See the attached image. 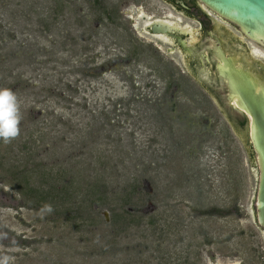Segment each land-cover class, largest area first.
I'll return each instance as SVG.
<instances>
[{
	"label": "rangeland",
	"instance_id": "obj_1",
	"mask_svg": "<svg viewBox=\"0 0 264 264\" xmlns=\"http://www.w3.org/2000/svg\"><path fill=\"white\" fill-rule=\"evenodd\" d=\"M119 1L0 0V87L21 114L0 140V256L264 264L256 157L193 78L165 89L169 66L135 51Z\"/></svg>",
	"mask_w": 264,
	"mask_h": 264
},
{
	"label": "flooded vegetation",
	"instance_id": "obj_2",
	"mask_svg": "<svg viewBox=\"0 0 264 264\" xmlns=\"http://www.w3.org/2000/svg\"><path fill=\"white\" fill-rule=\"evenodd\" d=\"M119 6V26L122 30L130 27L135 51L147 48L160 66H169L170 80L165 89L178 88L175 74L190 76L240 135L249 117L230 101L228 81L220 66L238 67L264 83V43L244 34L237 24L200 0H120ZM104 13L111 20L112 11ZM133 58L125 57L121 64L128 66ZM143 85L153 88L155 82L151 79ZM246 151L251 160L253 149Z\"/></svg>",
	"mask_w": 264,
	"mask_h": 264
},
{
	"label": "water",
	"instance_id": "obj_3",
	"mask_svg": "<svg viewBox=\"0 0 264 264\" xmlns=\"http://www.w3.org/2000/svg\"><path fill=\"white\" fill-rule=\"evenodd\" d=\"M200 1L237 24L247 36L264 43V0ZM220 70L228 81L230 101L249 117L240 138L245 148H252L255 153L258 183L252 199V214L264 230V83L235 66L225 64Z\"/></svg>",
	"mask_w": 264,
	"mask_h": 264
},
{
	"label": "clouds",
	"instance_id": "obj_4",
	"mask_svg": "<svg viewBox=\"0 0 264 264\" xmlns=\"http://www.w3.org/2000/svg\"><path fill=\"white\" fill-rule=\"evenodd\" d=\"M20 106L15 92L11 88L0 87V140L8 143L20 134ZM53 211L51 204H44L43 214ZM0 264H10V257L0 256Z\"/></svg>",
	"mask_w": 264,
	"mask_h": 264
},
{
	"label": "trees",
	"instance_id": "obj_5",
	"mask_svg": "<svg viewBox=\"0 0 264 264\" xmlns=\"http://www.w3.org/2000/svg\"><path fill=\"white\" fill-rule=\"evenodd\" d=\"M62 188V187H61ZM61 188H58L56 185H55V193H58V194H61L62 192H61ZM43 193V192H42ZM47 193V192H46ZM92 202H95V201H92ZM127 214L128 215H130V213L129 212H127Z\"/></svg>",
	"mask_w": 264,
	"mask_h": 264
},
{
	"label": "bare ground",
	"instance_id": "obj_6",
	"mask_svg": "<svg viewBox=\"0 0 264 264\" xmlns=\"http://www.w3.org/2000/svg\"><path fill=\"white\" fill-rule=\"evenodd\" d=\"M138 13H139V11H138Z\"/></svg>",
	"mask_w": 264,
	"mask_h": 264
}]
</instances>
